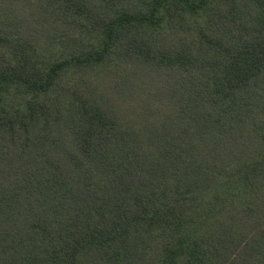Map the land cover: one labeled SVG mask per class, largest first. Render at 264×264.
I'll use <instances>...</instances> for the list:
<instances>
[{"label": "trees", "instance_id": "obj_1", "mask_svg": "<svg viewBox=\"0 0 264 264\" xmlns=\"http://www.w3.org/2000/svg\"><path fill=\"white\" fill-rule=\"evenodd\" d=\"M0 264H264V0H0Z\"/></svg>", "mask_w": 264, "mask_h": 264}]
</instances>
